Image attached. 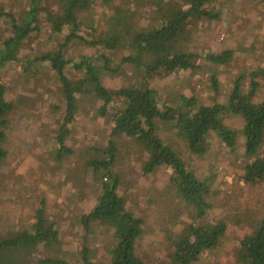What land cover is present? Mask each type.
<instances>
[{
  "label": "trees",
  "instance_id": "obj_1",
  "mask_svg": "<svg viewBox=\"0 0 264 264\" xmlns=\"http://www.w3.org/2000/svg\"><path fill=\"white\" fill-rule=\"evenodd\" d=\"M122 1L60 0L56 12L47 8L46 0H28L26 7L17 12L4 10L0 5V18L7 26L0 35V72L7 65L20 67L21 73L30 72V66L38 62L46 65L51 73L64 102V107L58 102L49 104L59 119L54 129V159L73 153L65 144L67 124L82 115L89 98L102 101L100 106H95V102L90 106L87 104L88 109H94L93 114L110 115L112 110L108 105L118 110L112 115L106 143L91 145L86 153L91 161L89 168L100 181L97 182L95 203L77 216L82 231L79 264H97L92 260L91 245L102 232L106 238L109 236L105 264H147L149 261V257L145 259L138 250L145 219L128 209L124 197L117 192L121 177L114 172L113 164L125 138L141 145L147 153L142 164L144 174L155 172L162 166L170 169L166 193L180 200L179 213L181 210L191 213L189 221L176 216L175 227L165 230V237L173 246L165 263L197 264L207 252L218 247L227 224L223 217L211 222L205 219L215 193L213 178L198 174L194 165L157 133V123L174 127L188 152L197 158L208 153L209 138L215 134L226 147V152L241 159L244 179L250 183H264V91L261 92L264 87V55L259 63L248 68L246 75L233 74L229 91L221 92L220 66L233 59V48L200 55L185 47L190 39L186 34L188 24L202 17L211 20L220 16L221 11L210 6L212 0H183L181 3L130 0L133 5L148 6V22L144 25L134 19L130 7L120 5ZM256 1L264 4V0ZM96 9L101 10L99 15H95ZM104 9L112 12L107 13ZM41 12L46 13L49 35L61 34L62 41L54 49L37 52L31 48L37 54L33 59H24L28 40L32 33L40 30ZM99 16L102 22L97 21ZM82 31L91 38L87 39ZM72 40L109 51L121 46L125 54L112 67V58L104 53L95 58L89 54L68 58L63 48ZM198 58L208 64L201 65ZM120 64H130L140 78L147 80L151 74L169 76L179 70H188L192 74L204 70L213 94H209V102L186 97L182 98L181 104H176L165 100L158 88L143 86V80L136 85L106 87L101 75L106 70L114 71ZM25 76L29 77L28 73ZM221 95L222 100L219 99ZM13 108V103L7 99L6 81L0 74V163L8 154L4 145L5 128L11 122ZM230 114L240 117V130L225 121V115ZM69 178L65 175L64 181ZM78 184L81 183L74 179L75 187ZM233 196L226 198L224 194L223 199L220 198L225 210ZM237 215L239 223L245 224L247 230L235 244V264H264V217L240 209ZM32 217L29 228L17 230L10 236L0 234V264H75L77 259L59 255L62 250L60 228L56 219L49 217L45 199L39 200Z\"/></svg>",
  "mask_w": 264,
  "mask_h": 264
},
{
  "label": "rangeland",
  "instance_id": "obj_2",
  "mask_svg": "<svg viewBox=\"0 0 264 264\" xmlns=\"http://www.w3.org/2000/svg\"><path fill=\"white\" fill-rule=\"evenodd\" d=\"M46 1L47 8L56 12L60 0ZM168 1L181 3L183 0ZM27 4L28 0H0L4 10L16 12ZM120 5L130 7V12L135 15L134 19L140 24L148 22V6L138 3L133 5L130 0H124ZM211 5L214 6L212 9L218 8L221 11L220 16L211 20L202 17L197 22L188 24L186 34L190 39L185 47L200 55L233 48V59L227 65L220 66L221 92H228L233 74L246 75L248 68L259 63L264 55V4L256 0H212ZM104 10L107 13L112 12L109 9ZM100 11L96 9L95 15H99ZM45 15V12L40 13V30L32 33L35 38L28 40L24 59H33L37 54L35 50L39 52L57 48L62 41L61 34L49 35ZM3 21L0 18V35L7 30ZM97 21L102 22V17L100 19L99 16ZM82 32L87 39L91 38L87 32ZM63 52L68 58L87 54L95 58L104 53L112 58L111 67L119 63L125 54L121 46L109 51L100 46L89 47L76 40L70 41L63 48ZM198 61L204 66L208 64L201 58ZM39 64L33 63L30 72L21 73L20 67L8 65L1 68L0 72L6 81L7 99L14 106L11 122L5 128L4 145L8 148V154L0 163V234L10 236L17 230L29 228L34 209L43 198L49 217L56 219L59 224L62 242L59 255L77 259L75 264H79L82 231L77 216L80 212L88 211L95 203L98 194L97 182L100 181L98 176H93L89 168L91 161L86 153L91 145L100 146L106 143L112 126V115H116L118 110L108 105L112 110L110 115L93 114L94 109H88L87 104L90 106L95 102V106H100L102 101L89 98L82 115L67 124L65 144L73 153L54 159V129L59 119L49 104L58 102L64 107V102L46 65ZM26 73L29 77L25 76ZM101 81L108 88L136 85L142 81L143 86L158 88L161 91L159 94H164L165 100L176 104H181L182 98L186 97L209 102L210 95L213 94L204 70L195 74L188 70H179L169 76L151 74L147 80L140 78L130 64H120L114 71L106 70L101 75ZM262 90L264 91V87L261 92ZM89 96L94 99L93 95ZM219 99L222 100L223 95ZM224 119L232 128L241 129L242 121L239 116L230 114L225 115ZM157 133L168 140L175 150L180 151L194 165L198 174H208L213 178V203L204 217L210 222L223 217L227 227L218 247L207 252L197 264H235V244L247 230L245 224L239 223L238 209L264 217V183L246 181L241 159L226 152V147L215 134H211L209 138L211 145L208 153L197 158L188 152L174 127L159 122ZM146 156L145 150L135 141L129 138L121 141L113 164L114 172L121 177L117 192L124 197L128 209L145 219L138 239V250L145 259L149 257L147 264H166L167 255L173 246L165 237V230L175 227L176 216L189 221L191 213L185 210L179 213L180 200L166 193L169 168L162 166L155 172L143 173L142 164ZM65 175L70 177L66 181ZM74 179L81 184L75 187ZM224 194L226 198L230 195L237 198L235 200L232 197L233 201H228L226 210L220 200ZM104 233H98L91 245L92 260L97 264H105L108 258L105 247L108 245L109 236L106 238Z\"/></svg>",
  "mask_w": 264,
  "mask_h": 264
}]
</instances>
